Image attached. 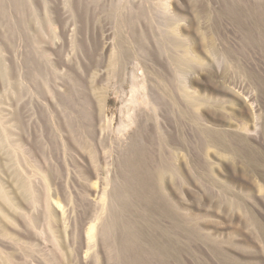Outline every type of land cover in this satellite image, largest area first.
Returning <instances> with one entry per match:
<instances>
[{"label": "rangeland", "instance_id": "374dc122", "mask_svg": "<svg viewBox=\"0 0 264 264\" xmlns=\"http://www.w3.org/2000/svg\"><path fill=\"white\" fill-rule=\"evenodd\" d=\"M0 64V264H264V0H0Z\"/></svg>", "mask_w": 264, "mask_h": 264}, {"label": "bare ground", "instance_id": "6f19581e", "mask_svg": "<svg viewBox=\"0 0 264 264\" xmlns=\"http://www.w3.org/2000/svg\"><path fill=\"white\" fill-rule=\"evenodd\" d=\"M54 36V35H53ZM176 40V39H175ZM180 40V39H179ZM178 40V41H179ZM180 42V41H179ZM174 43H176V42H174ZM182 43H184V42H182ZM52 44V43H51ZM178 44V43H177ZM181 45V46H180ZM180 45H178V47H182V44H180ZM177 46V45H176ZM177 48V47H176ZM181 50V49H180ZM183 50V49H182ZM171 53V52H170ZM173 53V52H172ZM176 53V52H175ZM171 60H172V62H173V64L175 65V67L177 68V69H186V68H189V67H191V64L192 63H199L200 62V60H199V57H197L196 56V54L194 55L193 54V52L190 50V49H188V48H186L183 52H181V53H176L175 55H172L171 56ZM202 62V61H201ZM110 64H112V65H115L116 64V60H115V58L114 57H112L111 59H110ZM0 66H1V64H0ZM191 69V68H190ZM182 71V70H181ZM175 87V86H174ZM182 88V90L184 91V92H182V93H184V95H185V97L186 98H188L189 97V99H190V97H192V96H190V93H188L187 92V90H185L183 87H181ZM170 91H172V90H170ZM181 93V94H182ZM190 101L191 102H193L192 101V99H190ZM194 104H195V101H194ZM195 106V105H194ZM190 113V112H189ZM199 113V112H198ZM75 115V114H74ZM79 115V114H78ZM191 115H194V114H192L191 113ZM199 115V114H198ZM76 116V115H75ZM81 116V115H80ZM83 116V115H82ZM81 116V117H82ZM81 117H80V119H81ZM86 117V116H85ZM198 117V116H197ZM73 118V117H72ZM79 118L77 117V121H79L78 120ZM86 119V118H85ZM72 120V119H71ZM83 120V119H82ZM195 121L197 120V119H194ZM81 121V120H80ZM84 123H85V121H83ZM77 123V122H76ZM78 124H79V122H78ZM80 124H81V122H80ZM82 125V124H81ZM80 125V126H81ZM86 125V124H85ZM79 126V125H78ZM86 127V126H85ZM94 135V134H93ZM90 139V138H89ZM93 139V138H92ZM83 140V139H82ZM81 141V140H80ZM86 141H87V139H86ZM83 142V141H82ZM89 142V141H88ZM87 143V142H86ZM85 143V144H86ZM90 143V142H89ZM79 145V144H78ZM85 146H88V145H85ZM85 146H82V147H84L85 148ZM91 146V145H90ZM89 146V147H90ZM80 148H81V150H83V148L81 147V145L79 146ZM79 148V149H80ZM88 148V147H87ZM90 152H91V147H90ZM92 152H93V150H92ZM89 154V153H88ZM92 156V155H91ZM90 157V156H89ZM38 170H40V169H38ZM164 170H165V165H160L158 168H157V176H158V179L159 180H162L163 179V175H164ZM175 170V172L177 171L176 170V168L174 169ZM41 172H42V170H41ZM178 172V171H177ZM39 174V173H38ZM18 184H19V182H18ZM28 185H29V183H28ZM19 186V185H18ZM29 187V186H28ZM30 188V187H29ZM35 188V187H34ZM33 188V189H34ZM2 189V188H1ZM25 189H26V187H25ZM159 189H161V188H159ZM16 190V189H15ZM155 190V189H154ZM1 191V190H0ZM20 191V190H19ZM15 192V191H14ZM14 192H11V193H9L8 194V196H7V198H8V201H9V205H10V208H11V210H10V216H9V224H11V226H12V229L14 228L15 230H16V226H17V224H18V221H20L19 219H18V217L16 216V214L18 213V215L20 216V214L22 215V217H23V215H25V214H22V212H24V208L25 207H22V205L20 204V201H19V197H17V195L18 194H16V193H19L18 191L16 192V193H14ZM23 192L25 193V192H27V190L26 191H24V189H23ZM50 193V192H49ZM20 195V194H19ZM24 195H26V194H24ZM104 195V194H103ZM54 196V195H53ZM25 197H27V196H25ZM41 197V196H40ZM45 197L43 196V199H44ZM29 199V198H28ZM55 199V198H54ZM7 201V202H8ZM6 202V201H5ZM6 202V203H7ZM26 203V202H25ZM29 203V202H28ZM27 203V204H28ZM52 203H53V200H52V197H51V199H49L48 200V204H49V206L50 207H52L51 205H52ZM56 203V207H60L61 205H60V202L59 201H56L55 202ZM99 203V202H98ZM107 203V202H106ZM100 205H101V203H100ZM30 206V205H29ZM65 208V207H64ZM39 209H40V207H39ZM58 209V208H57ZM60 209V208H59ZM55 211V210H54ZM53 211V212H54ZM32 212V211H31ZM37 212V211H36ZM20 213V214H19ZM40 213V212H39ZM50 213V212H49ZM33 214H35L34 212H33ZM52 214V213H51ZM62 215H64V213H61ZM100 214V213H99ZM30 215H31V213H30ZM36 216H38V215H36ZM35 216V217H36ZM32 217V216H31ZM57 217V216H56ZM61 217H63V216H61ZM20 218H21V216H20ZM30 218V217H29ZM53 218H54V215H53ZM98 218H100V215H99V217ZM33 220H34V217L32 218ZM55 219V218H54ZM58 219V220H57ZM57 219H55L57 222H59V218L57 217ZM62 219V218H61ZM26 220V219H25ZM32 220V221H33ZM37 222V221H36ZM60 222H61V220H60ZM59 222V223H60ZM55 222H53V224H54ZM104 225V224H103ZM54 226L55 225H53V228H54ZM37 227V226H36ZM93 227H91L90 228V230H93L92 229ZM11 230L12 231V233L9 231V233H10V236H11V239L12 240H19V238H18V235L16 234V231L15 230ZM56 230V229H55ZM4 231V230H3ZM91 233H93V235H94V232L92 231ZM93 235H90L89 236V239H92V237H93ZM31 236V235H30ZM95 238V237H94ZM12 242V241H11ZM17 242V241H16ZM23 243V242H22ZM27 243V242H26ZM30 243V242H29ZM29 245V244H28ZM29 247H30V245H29ZM59 248V247H58ZM31 250V249H30ZM26 251V250H25ZM14 252V251H13ZM13 252H11V255L13 256ZM31 252V251H30ZM15 254V253H14ZM15 255H17V254H15ZM17 257V256H16ZM10 260H13V262H15L16 263V258H15V261H14V258L13 259H10ZM32 263H34V261L32 262ZM51 264V263H50ZM55 264V263H54Z\"/></svg>", "mask_w": 264, "mask_h": 264}]
</instances>
